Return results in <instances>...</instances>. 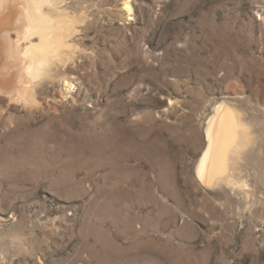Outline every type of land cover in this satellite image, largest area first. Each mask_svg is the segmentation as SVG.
Listing matches in <instances>:
<instances>
[{
    "label": "rangeland",
    "instance_id": "1",
    "mask_svg": "<svg viewBox=\"0 0 264 264\" xmlns=\"http://www.w3.org/2000/svg\"><path fill=\"white\" fill-rule=\"evenodd\" d=\"M59 3L73 97L0 102V264H264V204L240 217L195 178L215 100L264 142V0Z\"/></svg>",
    "mask_w": 264,
    "mask_h": 264
},
{
    "label": "bare ground",
    "instance_id": "2",
    "mask_svg": "<svg viewBox=\"0 0 264 264\" xmlns=\"http://www.w3.org/2000/svg\"><path fill=\"white\" fill-rule=\"evenodd\" d=\"M126 10L133 13L130 0H126ZM62 13L59 0H0V32L17 31L0 39V65L9 58L25 64L24 80L18 79L21 83L16 89L14 67L5 64L2 68L0 102L7 109L52 110L59 97H73V77L60 74L61 65L67 63L60 49L73 28ZM8 39L13 40V47L2 52ZM213 103L202 115L206 146L195 178L225 208L236 209L240 217L252 209L256 215L258 204H264V142L243 108L221 99Z\"/></svg>",
    "mask_w": 264,
    "mask_h": 264
}]
</instances>
